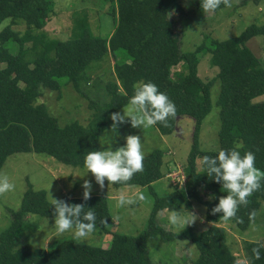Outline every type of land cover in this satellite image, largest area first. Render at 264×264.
Returning <instances> with one entry per match:
<instances>
[{"label":"trees","instance_id":"obj_1","mask_svg":"<svg viewBox=\"0 0 264 264\" xmlns=\"http://www.w3.org/2000/svg\"><path fill=\"white\" fill-rule=\"evenodd\" d=\"M102 1L108 13L117 16L108 36L94 34L91 18L82 9L73 12L68 38L58 39L44 30L56 14L54 0H0V64H5L0 67V170L8 157L18 152L41 153L66 165L84 167L87 152L99 150L108 117L127 105L134 95V84L144 81L155 83L177 109L176 119L169 121L170 127L156 125L161 133H172L181 115L196 121L184 173L186 181L170 193L158 194L153 183L166 175L164 152L157 148L145 156L143 172L136 174L127 186L152 188L155 201L147 224L136 235L114 233L108 247L74 238L54 241L49 248H34L24 242L27 229L36 230V225L28 222L29 215L54 217L46 190L29 185L20 207L8 211L11 223L0 234V264H156L148 248L154 239L192 241L199 250L194 264H264V248L259 260L252 252L254 247L264 245L261 241H246L247 262L239 261L231 250L226 229L219 225L223 221L221 214L213 215L211 211L219 197L227 195L226 190L207 176L202 165L205 155L215 157L220 150H231L235 143H242L241 155L252 151L255 166L264 171V101L257 100L264 94V61L248 46L253 37L264 35V23L251 24L238 35L225 39L207 35L195 50L186 51L181 48L178 21L173 17L174 12L179 13V19L183 17L184 0ZM223 8L226 7L221 5L215 12ZM20 23L25 25L22 32L13 28ZM28 43L31 45L26 46ZM207 53L219 72L205 82L198 67ZM109 54L114 58L115 75L105 84L109 101L90 102L94 111L88 124L75 120L61 125L47 106L38 102L44 90L61 92L64 84L72 83L85 95L82 86L91 78L87 71L91 63ZM177 66L180 69H175ZM217 80L220 147L203 150L199 147V133L212 109L210 91ZM201 190L214 198L204 199ZM59 199L69 204L83 203L85 211L93 209L96 225L103 232H110L113 215L106 196L91 195L86 202L82 197L67 195ZM194 201L205 205V219L212 225L198 233H177L159 224L161 210L181 213L192 209ZM263 202L264 182L261 190L249 198L248 206H240L237 216L243 223L229 221L241 232L248 230L253 223L249 213L255 211L257 215Z\"/></svg>","mask_w":264,"mask_h":264},{"label":"rangeland","instance_id":"obj_2","mask_svg":"<svg viewBox=\"0 0 264 264\" xmlns=\"http://www.w3.org/2000/svg\"><path fill=\"white\" fill-rule=\"evenodd\" d=\"M56 3V14L52 15L45 32L58 39L68 38L73 25V12L86 9L93 26V32L99 36H108L114 29L117 16L109 14L102 0H54ZM246 2V3H245ZM183 17L179 19L178 12L173 17L178 21V31L181 34V48L186 51L195 50L207 35L212 38L225 39L238 35L251 24L264 23V0H232V7L220 9L217 12L204 14L200 0H184ZM8 21L5 23L7 24ZM18 31H24L25 25L20 23L13 25ZM31 43L26 44L30 46ZM248 46L264 61V35L253 37ZM5 64H0V67ZM114 58L111 54L106 55L101 61L91 63L88 74L91 78L84 83L82 88L85 95L79 93L72 83L63 85L61 92L45 89L38 102L44 103L49 112L57 117L61 125L72 121H79L88 124L94 109L90 102L96 101L104 104L109 101L106 90V82L115 78ZM177 66L175 69H180ZM217 66H212L210 54H204L200 60L198 73L205 82L210 81L218 74ZM212 109L203 120L199 133V147L203 150H215L220 147V108L217 104L220 81L217 80L211 87ZM257 100L264 101V94ZM128 105V104H127ZM125 105L124 107H126ZM124 107L116 110L123 114ZM113 112V113H115ZM112 115V114H111ZM111 115L108 117V124L101 135V140H111V145H101L99 150H106L109 146L116 150L126 143L127 135H138L143 143L144 156H148L154 149H162L164 152V171L166 175L159 181L153 183L155 192L165 195L173 191L177 186H183L186 179L184 176L187 166V158L193 145L196 121L189 115H181L177 119L176 129L170 134H163L156 127L133 128L130 124H121L117 133L111 131ZM0 172H5L15 184V190L0 197V234L11 223L9 209L17 210L20 207L23 194L29 185L35 189H44L48 199H59L67 195L71 197H82V184L85 180L92 182L91 195L106 196L113 215V222L110 232H103L98 225L96 230L90 234L85 243L108 247L116 232L136 235L147 224L149 214L153 207L155 196L152 188L124 186L117 188L114 185L108 186L107 181L103 190L100 189L91 173L81 166L66 165L57 161L54 157L36 152H18L8 157ZM123 191L128 196H144V200L138 201L135 205L117 207V198ZM204 199L214 197L201 190ZM205 205L194 201L192 209H185L179 213L184 219H193L195 223L174 227L169 223L168 217L172 213L169 210H161L158 214V222L167 230L177 233L183 230H192L195 233L207 228L213 223L205 219ZM30 225H36L35 231L27 229L28 237L24 242L30 243L34 248H49L54 241L63 238H74V230L63 235H57L54 228V217H47L38 214H31L28 217ZM219 225L226 229L227 241L239 261H246L245 243L248 240L261 241L264 243V202L258 211L255 221L251 227L241 232L230 221H222ZM148 248L151 259L156 264H194L199 255V250L190 240H173L164 242L154 239L149 242Z\"/></svg>","mask_w":264,"mask_h":264},{"label":"clouds","instance_id":"obj_3","mask_svg":"<svg viewBox=\"0 0 264 264\" xmlns=\"http://www.w3.org/2000/svg\"><path fill=\"white\" fill-rule=\"evenodd\" d=\"M204 14L215 12L221 7H232V0H200ZM134 95L128 105L124 107L123 114L112 113L111 131L117 133L121 124L130 122L133 128L143 130L161 124L170 127V119H176L177 109L172 100L158 86L152 82L140 81L134 84ZM124 146L112 150L109 146L106 150H93L87 152L84 157V167L87 173H91L100 189L103 190L105 182L108 186H127L132 178L144 170L143 143L138 135H127ZM101 145H111V140H101ZM242 143H235L231 150H220L215 157L205 155L202 165L206 174L216 183L221 184L227 195L219 197L218 204L212 208V214H221L223 221L243 220L237 216L241 205L247 207L249 198L262 188L264 171L255 166L256 157L252 151L241 155ZM83 200L91 199L92 182L85 180L82 184ZM15 190V184L5 172H0V197ZM51 204L54 216V228L57 235H63L74 230V239L82 243L96 230V214L91 208L85 211V204H69L65 200L53 198ZM144 200V196H128L123 191L117 198V207L135 205ZM186 220L178 212L173 211L168 217L169 223L174 227H183L195 223L196 216ZM256 212L249 213V221L254 222ZM261 248L264 245L252 249L255 259H261ZM239 264V262H237Z\"/></svg>","mask_w":264,"mask_h":264}]
</instances>
